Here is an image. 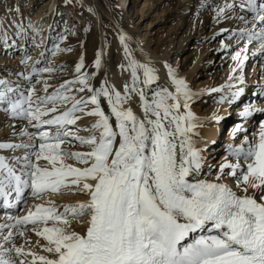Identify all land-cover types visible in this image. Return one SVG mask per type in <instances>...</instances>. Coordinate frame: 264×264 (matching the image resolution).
Listing matches in <instances>:
<instances>
[{
	"label": "snow or ice",
	"instance_id": "6c2138e0",
	"mask_svg": "<svg viewBox=\"0 0 264 264\" xmlns=\"http://www.w3.org/2000/svg\"><path fill=\"white\" fill-rule=\"evenodd\" d=\"M237 8L246 15L235 18L250 25L234 36L244 42L241 51L232 57L238 68L247 59L249 44H258L256 52L264 54V0L226 2L218 6L216 18H225L226 10L235 15ZM6 12L19 14L20 9L8 3ZM15 27L17 37L26 35L22 23ZM28 27L39 33L31 23ZM7 39L5 29V43ZM129 40L120 33L127 60V66L120 67L130 71L131 77L123 93L103 81L99 87L91 85L88 76L80 74L83 57L76 64V78L65 81L52 93H48L46 82L41 89L45 94L36 95L34 88L20 91L19 85L13 88L7 80H0V105H6L3 111L27 120L37 129L36 133L21 130L22 135L39 138L38 147L0 143V149L32 150L23 157L11 158L20 168L0 156V201L11 208L23 199L25 190L40 199L49 192L59 194L62 188L88 197L63 205V211L57 206L35 204V210L30 208L27 215L10 216L14 224L0 225V230L9 229L0 243V264H264V121L259 122L252 139L245 135L240 145L229 146L228 155L235 162L225 159L219 164L215 180L201 179L202 149L194 139L198 135L194 131L197 118L189 105L203 92H193L167 64L175 90L164 86L153 89L158 80L156 69L133 57ZM70 50L56 45V51ZM101 58L102 52L98 51L94 62L97 69ZM29 59L25 55L21 63ZM53 70L48 67L39 72ZM76 84L79 88L73 89ZM242 92L240 88L232 97ZM75 93L85 95L77 98ZM133 94L139 97L142 116L130 106L125 107ZM103 102L107 103V113ZM253 111L264 113V108L247 106L240 116L247 118ZM81 116L96 119L90 128L69 130L67 126L75 125ZM43 126L54 127L55 131L50 134L41 130ZM78 131H88L89 135L78 136ZM236 131H240L239 125ZM72 141L89 151L61 149L62 144ZM66 159H74L83 167L65 164ZM41 160L45 166L38 163ZM225 176L234 179L243 194L223 182ZM48 221L53 222L51 227ZM72 221L86 224L83 233L72 229ZM22 225H32L36 235L47 241L43 251L49 255L16 246L11 230L23 236ZM8 243L11 247L4 246Z\"/></svg>",
	"mask_w": 264,
	"mask_h": 264
},
{
	"label": "bare ground",
	"instance_id": "6f19581e",
	"mask_svg": "<svg viewBox=\"0 0 264 264\" xmlns=\"http://www.w3.org/2000/svg\"><path fill=\"white\" fill-rule=\"evenodd\" d=\"M157 1L159 4L168 2L166 0ZM123 2L125 6L128 5V9H130V4H128L130 3V0H120L119 3L122 4ZM226 2H232V0H174L173 3L170 2L166 9L160 10V17L153 23V25H150L151 27H161L163 25L168 26L166 27V36L163 35L165 39H162V43L160 46H158L157 44L158 48L151 49V44H154L152 43V41L149 42V47H147L146 45L142 47L139 45V43L136 42V37L140 32L139 27H136V32H134V30L132 32H123L127 37L130 38L128 44L129 48L132 50L133 57L142 63H148L151 67H154L156 69L158 80L156 84H153L151 86L153 89L157 88L158 86H164L167 87L170 91L175 90L168 77V69L165 67V64H167L173 69L177 77L183 78L186 81V83L189 85L190 89L193 92H203L202 95L193 98L192 102L189 105V108L193 115L197 118V128L194 131L198 132V135L195 136L194 139L198 142L197 146L202 149L201 155L203 158V174L200 176V178L208 179L210 181L215 180L216 173L219 169V164L221 162H223L225 159H228L230 162H235V158L230 157L228 155L229 146H232V144L240 145L241 141L244 139L243 138L242 140L236 143L234 142V140L237 138L236 133L239 132L236 131L237 126L239 125L240 130L245 125L247 127H251L252 129L255 128L256 125L259 126L260 121H264V118H260L256 115L257 111H253L252 114L247 118H243L240 116V113L247 106H251L254 109L264 108V92L261 91V89H264V54L256 52L258 44H249L246 53L247 59L244 61L243 65L237 68V61L233 60L232 57L233 55H235L236 52L241 51L244 46V42L238 41L234 38V36L236 33H238L240 28L250 27V25H244L241 21L235 18L239 15H246L245 13L240 12L238 8L236 10L235 15H233L230 10H226L225 18H216V11L218 9V6H222ZM51 3L52 0H48L42 6L43 9L50 6V14H41L43 15V20L45 18L49 19L50 15L54 14L55 16H57L58 14L56 7L54 6V4ZM144 3V6L147 4V9L137 10L136 19H146L150 16V13L152 12L151 10L154 7V1L148 0ZM89 5L96 14H100L99 12H101L105 16H108V19H111L113 23L118 24L116 19L112 18L113 14L106 12V10L103 9L102 5L97 0H91ZM41 15L37 17L38 21L40 20ZM99 23L100 19H98V27L100 25ZM0 26H3L1 44H3V46L6 47L7 50H12V54L14 53L15 48V35L11 34L10 31H8L9 29L7 30L5 20H0ZM5 29L7 30L8 34L7 43H5L4 41ZM12 30L14 33H16L17 31L16 29H11V31ZM36 35L39 38H42L43 36L37 33ZM197 35L200 36L201 41L199 43L194 42L192 45L191 40ZM163 36H161V38H163ZM36 39L37 38L35 37L32 40H35L36 42ZM24 40L25 43L22 42L20 47V53L26 55V51L29 50L30 45H33L35 42L33 43L32 41L28 40V38L26 39V37H24ZM96 40L99 41L100 44V48L98 51L102 52L101 67L99 69L94 67V62L96 58L94 40H92V42L89 44L88 50L86 52V57L88 59L89 65L88 72L89 74H92L93 72L96 73L95 76L91 75V85H93L94 87H99L100 83L103 81L106 82L107 85H111L123 93L124 85L126 82L130 84L131 77L130 71H122L120 67L121 64L127 66V60H125L124 58V52L120 41H117V43H112L108 46L106 45L107 47H104V39L101 33L100 35L98 34L96 36ZM36 45H38V43ZM175 45H177V48L175 50L171 49V47H174ZM52 47L53 46H49L47 48L43 47L44 50L42 49L43 51L41 53H36V57L39 56L42 61L43 59H45L48 53L47 51H50ZM217 55L218 57H220L219 62L216 61ZM36 57L29 60L27 72H25V74H23L21 78L15 77L16 79L8 75H15L17 72H19H16V69L13 68V66L15 67V64H20L21 60H13L14 63L11 64V60H9L7 57H2V59L0 60V66L2 65L3 69L5 70L2 72V68L0 69V80H7L10 86H12L13 88L19 85L20 91H26V89L28 88H34L33 86L30 87V85L27 84V81L29 80L31 75L35 74L37 75L36 80L38 79L35 85L41 82L36 88H34L36 95H44L45 93L41 91V89L44 88L45 82L48 85V93H52L55 89L59 88V86L65 81H72L78 75L75 71L67 78V80L62 81V78H60L62 74L55 75L53 73V76L49 79L48 77L43 76L42 72H39V69H41L42 64L39 62V57ZM171 58H173V60ZM241 59H243V54L241 56ZM214 63H216V65ZM248 65L251 66L249 67L248 71L245 72V68H248ZM252 65H254V68H252L253 70H251ZM4 66H9L11 68L6 70ZM33 68H35L37 71L34 72ZM234 68H236L237 70L233 71ZM22 69L20 71H22ZM6 71L8 73H5ZM195 73H200L199 77H204L205 74H207L209 75V78L204 83L192 85L194 80H196V76L194 77ZM140 75L142 78V73H140ZM247 75H251V79L249 81V84L253 85L251 87H245ZM58 77L60 80L57 79ZM241 77L243 78V83L240 82ZM188 78L190 79L188 80ZM228 85H231V87H228ZM75 88H79V85L76 84V87L73 86V89ZM240 88H243V91L257 89V92L253 93V99L247 102L244 101L240 103V101L246 99L248 100V97H240L239 95L233 98V107L235 109L237 107V109L233 111V113L238 114L237 116H235L236 120L233 122L231 117L228 115L229 112H231V109L228 111L229 105H227V96H230V93L232 95L233 92H236ZM212 89L220 90L214 92L211 91ZM224 92H228V95H224ZM75 94L77 95V98H79V96L85 95V93ZM148 95L150 97L151 92H149ZM197 100H199V102L201 101V104L204 105V111L199 108L200 106L198 108H191L192 104L195 103ZM129 106L132 108L135 114L139 116L143 115L139 107L138 96L134 94L132 95L129 104L125 105V107ZM5 107L6 105H0V143L35 144L38 147L39 138L37 136L32 135L31 137H29L21 134V130L27 133H36L37 129L33 128L27 120L13 118L10 115L6 114L3 111ZM102 108L105 110L106 113L108 112L106 102L102 103ZM181 111H183V109H181ZM76 115H80V113H76ZM216 117H219V119H216ZM220 117L222 118L220 119ZM95 119V117L91 116H81V118L76 121L75 125H68L67 128L72 131L86 127L90 128V126L95 122ZM112 122L114 124V118ZM215 122H218L217 130H215L216 126L212 128ZM222 126L223 129L226 128V126L230 127L229 137L227 140H225V144L220 141V136L222 134V130H220V128H222ZM41 130L48 131L51 134L55 131V128L43 126ZM76 134L78 136L87 137L89 135V132L78 131ZM253 134L254 133L250 131L249 133L244 134V136L247 135L249 139H252ZM69 140H71V138H69ZM207 141H209V143H207ZM237 145H234V147ZM61 149L69 152L89 151L86 146H81L76 141L62 144ZM222 150L224 151V153L221 156H218ZM31 151L32 150L28 148H18L14 150L0 149V156L8 158V162L10 164H13L16 168H20V164L15 163L11 158L23 157L25 154H30ZM213 156L215 158L212 160ZM210 160H212V163H210ZM38 163L41 166H45V162L43 160L39 161ZM64 163L72 165L73 167H83V165H80L74 159H66L64 160ZM68 179L70 180L71 178ZM231 180L233 182L232 185L229 184ZM223 182L231 186L233 190L237 193L243 194L241 192V188L237 187L236 181L234 179L225 176L223 178ZM60 193L72 192L69 191L67 188H62L60 190ZM249 194H253V190L249 189ZM56 195L58 194H53L49 192L47 195L42 196L40 199H34L30 192L28 195L30 199L29 203L26 204L25 202L26 207L23 208L21 212H18L17 208L20 207V203L24 202L23 199L11 208L5 207L3 202L0 201V225H8L10 223L14 224V220L9 221L8 218L10 216L19 217L27 215L29 209L32 208V206L35 204H42L45 207L57 206L58 211H63V205L75 204L77 202L84 201L88 198L87 196H82L83 194H77L75 196H72V194H68L67 196L63 197V199H61V196L58 197L59 195ZM10 197H13L11 199L13 200L14 193ZM49 202L52 203L49 204ZM32 210L34 211L35 209L32 208ZM84 219L86 220L87 217H84ZM52 223V221H48L47 226L51 227ZM41 227H43V225ZM85 228L86 224L81 225L76 221H72L73 230L83 233ZM20 230L24 231L23 236L16 234V229L11 230L13 233V240L16 245L17 243L25 244L26 242H29L31 246L30 250L32 252H35L39 255H49L48 253L43 251V246L47 245V241L42 236L36 235V232L34 231L32 225H22L20 226ZM8 232L9 229L7 227L0 230V243H3V236L7 235ZM4 246L11 247V244L8 243Z\"/></svg>",
	"mask_w": 264,
	"mask_h": 264
},
{
	"label": "rangeland",
	"instance_id": "374dc122",
	"mask_svg": "<svg viewBox=\"0 0 264 264\" xmlns=\"http://www.w3.org/2000/svg\"><path fill=\"white\" fill-rule=\"evenodd\" d=\"M47 1L48 0H0V5H1L0 6V20L1 19L5 20V25L7 27V30L9 29L8 31H10L11 34L15 35L13 30L11 31V29H16L15 24L20 22L23 25L25 24L24 29L26 32V35H21L19 37L15 35L14 53L11 54L12 50H7L6 47H4L3 44H1V38H2L1 36L3 35L2 33L3 26H0V56H1L0 60L2 59V57H5V58L7 57L9 60H11V64L14 63L13 60H22V58L25 55L20 53V50H21L20 47H21L22 42L25 43L24 37H26V39L28 38V40L32 41L33 43L35 42V40H32V39L36 37L37 38L36 42L33 45H30L29 50L26 51V55L30 57L29 60L36 57L35 55L36 53H41L44 50L43 47L47 48L49 46H53L50 51H47L48 53L45 59H43L42 61L39 56H38L39 58L36 57L40 59L39 62L42 64L41 69L48 68V67H51L52 69H54L51 73L42 72L43 76L48 77L50 79V77L53 76V73L55 75L62 74L60 78H62V81H65L71 74H73L76 71L75 70L76 64L79 63L81 61V57H83V63L85 64H83L80 70V74L87 75L88 82L90 84H92V81H91V74H89L88 72L89 65H88V59L86 57V54H87L86 52L92 40H94L95 52L96 53L98 52L100 48L99 41L96 40V36L98 34L99 35L100 33L102 34V37L104 39V44H105L104 47H107L108 45L112 43H117V41H119V35L121 32L122 33L124 31L132 32L133 30L134 32H136L137 31L136 27H139L140 32L138 33L136 37V42L139 43V45L142 47L144 45L149 47V42L152 41V43L154 44H151V49L158 48V46H160L162 43V39L163 40L165 39L163 35L166 36V30H167L166 27L168 26L163 25L164 27L163 26L161 27L152 26L151 27L150 25L151 24L153 25V23L160 17L161 9H166V7L168 6L170 2L171 3L174 2V0H170V2L169 0H166L168 2L159 4L157 0H152L154 1V7L151 10L152 12L150 13V16L147 17L146 19H140V18L136 19L137 10H141V9L146 10L147 4L144 6L145 4L144 2L148 0H130V3H128L130 4V9H128V7H125L124 2L122 4L119 3L120 0H97L102 5L103 9L106 10V12L113 14L112 18L116 19V21L118 22V24L117 23L115 24L111 21V19H108L109 18L108 16H105L101 12H99L100 14H96L94 11L90 12L88 9L91 8L89 5L91 0H52L51 4H54L58 14L57 16H55L54 14L50 15L49 19L45 18L43 20V15L41 14H44V13L46 15L50 14V6L44 9L42 7L43 4H45ZM8 3H11L14 7L18 6L20 9L19 14L15 12H12V13L6 12V5ZM39 15H41V17H40V20L38 21L37 17ZM13 17H15V20L12 23H10ZM98 19H100L99 27L97 25ZM29 23H31L32 25H35L36 28L39 29L38 34L43 35L42 38H39L36 35V33H34L33 30L28 27ZM61 36H63L64 39H60ZM161 36H163V38H161ZM191 41H192V45L194 42L199 43L201 41L200 36L197 35L196 37L192 38ZM37 43L39 45L38 47L35 46ZM56 45H59V48L61 49H67L70 47L71 50L70 51H56ZM176 48H177V45H175L174 47H171V49H174V50ZM84 59H85V62H84ZM171 59L173 60V58ZM29 60L27 61V63L15 64V67L13 66V68L16 69V72L17 71L19 72H17L15 75H8V76H12L14 79L18 77L21 78V76L25 74V72H27L28 70ZM219 60H220V57H218L217 55L216 61L219 62ZM214 64L216 65V63ZM250 66L251 65H248V68H245V72L248 71ZM4 67L6 68V70L11 68L9 66H4ZM1 68L3 72L5 69H3L2 65L0 66V69ZM252 68H254V65H252L251 70H253ZM21 69L22 71H20ZM5 73H8V72L6 71ZM199 74L200 73L194 74V77L196 76V80H194L192 85L193 84L198 85L208 80L209 75L205 74L204 77H201V76L199 77ZM214 76H218V75H214ZM36 77L37 75L35 74L31 75V77L27 81V84L30 85V87L33 86L34 88H36L41 83L40 82L35 85V83L38 80V79L36 80ZM57 79L60 80L59 77ZM189 79L190 78H188V80ZM74 87H76V85H74ZM250 100L251 98L248 97V100L246 99L245 101L247 102ZM200 104H201V101L199 102V100H197L195 103L192 104L191 108L192 107L198 108L200 106L199 108L204 111L205 110L204 105L203 104L200 105ZM256 115L259 116L260 118H264V113L262 112L257 111ZM235 120L236 119H235V114H234V116H232V121L234 122ZM217 123L218 122H215L214 125L212 126V128L216 126L215 130H217ZM227 127L228 126L222 129V134L220 136V141H222V143L224 144H225V140H227L229 137L230 127L228 128ZM258 128H259L258 125H256L255 128H252V129L251 127H247L246 125L243 126V128L239 132L236 133L237 138L234 140V142L236 143L242 140L244 138V134H247L250 131L252 133L258 132ZM234 145H237V144H232V147H234ZM223 153L224 151L222 150L218 156H221ZM214 158L215 157L213 156L212 160ZM212 160H210V163H212ZM229 184L230 185L233 184L232 180L229 182ZM29 193L30 191L25 190L23 194L24 202L20 203V207L17 208L18 212H21L22 209L26 207V204L29 203V200H30L28 197ZM68 194H72V196L77 195L73 193H60L58 194L59 196L58 195L56 196L58 197L61 196V199H63V197L67 196ZM82 196H86V195H82ZM12 198L13 197H10V201ZM26 243L25 244L17 243L16 246L21 245L25 247V250H28L30 249L31 246L29 242H26Z\"/></svg>",
	"mask_w": 264,
	"mask_h": 264
}]
</instances>
